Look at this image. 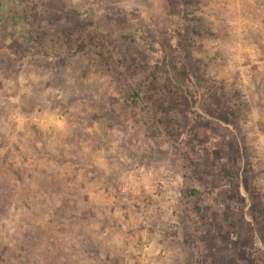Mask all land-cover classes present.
<instances>
[{"label": "rangeland", "instance_id": "rangeland-1", "mask_svg": "<svg viewBox=\"0 0 264 264\" xmlns=\"http://www.w3.org/2000/svg\"><path fill=\"white\" fill-rule=\"evenodd\" d=\"M0 264H264V0H0Z\"/></svg>", "mask_w": 264, "mask_h": 264}, {"label": "built area", "instance_id": "built-area-1", "mask_svg": "<svg viewBox=\"0 0 264 264\" xmlns=\"http://www.w3.org/2000/svg\"><path fill=\"white\" fill-rule=\"evenodd\" d=\"M239 89L243 90L241 88V86H239ZM158 180H156L155 182V185H156V188L158 190V193L161 194H165L166 193V184H170V182L173 181V178L172 177H169L168 175H163V176H160L157 178ZM146 222L143 221V225H145Z\"/></svg>", "mask_w": 264, "mask_h": 264}, {"label": "crops", "instance_id": "crops-1", "mask_svg": "<svg viewBox=\"0 0 264 264\" xmlns=\"http://www.w3.org/2000/svg\"><path fill=\"white\" fill-rule=\"evenodd\" d=\"M227 3H228V4H226V6L229 7V6H230L229 4H231V3H230V2H227Z\"/></svg>", "mask_w": 264, "mask_h": 264}]
</instances>
